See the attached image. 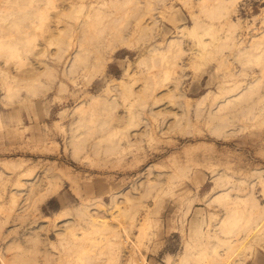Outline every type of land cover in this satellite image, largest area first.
<instances>
[{"label":"rangeland","instance_id":"obj_1","mask_svg":"<svg viewBox=\"0 0 264 264\" xmlns=\"http://www.w3.org/2000/svg\"><path fill=\"white\" fill-rule=\"evenodd\" d=\"M235 2L0 0V264H264V0Z\"/></svg>","mask_w":264,"mask_h":264},{"label":"bare ground","instance_id":"obj_2","mask_svg":"<svg viewBox=\"0 0 264 264\" xmlns=\"http://www.w3.org/2000/svg\"><path fill=\"white\" fill-rule=\"evenodd\" d=\"M226 2H227V1H226ZM232 2H233V1H232ZM234 2H235V0H234ZM236 2H237V0H236ZM236 2H235V3H236ZM221 3H222V1L220 2V5H221ZM223 3H225V2L223 1ZM233 4H234V3H233ZM218 5H219V4H218ZM234 5H235V4H234ZM196 22H197V21H196ZM195 25H196V23H195ZM197 26H198V25H197ZM195 27H196V26H195ZM196 28H197V27H196ZM175 42H176V41H175ZM206 98H207V95H206ZM206 98H205V99H206ZM202 99H204V98H202ZM205 99H204V101H205ZM204 101H203V102H204ZM200 102H201V101H200ZM55 188H56V187H55ZM54 190H56V189H54ZM57 190H58V188H57ZM57 190H56V191H57ZM54 192H55V191H54ZM54 192H53V193H54Z\"/></svg>","mask_w":264,"mask_h":264}]
</instances>
